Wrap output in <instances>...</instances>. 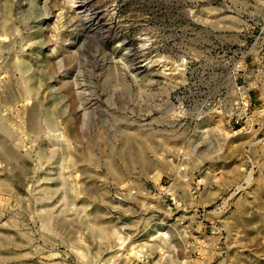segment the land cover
<instances>
[{"label": "rangeland", "instance_id": "obj_1", "mask_svg": "<svg viewBox=\"0 0 264 264\" xmlns=\"http://www.w3.org/2000/svg\"><path fill=\"white\" fill-rule=\"evenodd\" d=\"M0 264H264V0H0Z\"/></svg>", "mask_w": 264, "mask_h": 264}, {"label": "bare ground", "instance_id": "obj_2", "mask_svg": "<svg viewBox=\"0 0 264 264\" xmlns=\"http://www.w3.org/2000/svg\"><path fill=\"white\" fill-rule=\"evenodd\" d=\"M87 2V1H86ZM85 4V2H83V6L85 7L86 5H84ZM73 6V5H72ZM83 7V8H84ZM81 12V11H80ZM83 13V12H82ZM95 14V13H94ZM96 16V15H95ZM79 17H80V15H79ZM92 28V26H90V29Z\"/></svg>", "mask_w": 264, "mask_h": 264}]
</instances>
